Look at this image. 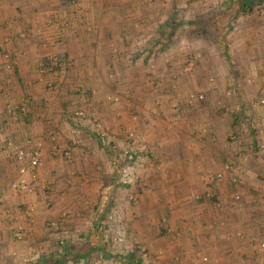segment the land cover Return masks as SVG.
Here are the masks:
<instances>
[{
  "label": "rangeland",
  "instance_id": "374dc122",
  "mask_svg": "<svg viewBox=\"0 0 264 264\" xmlns=\"http://www.w3.org/2000/svg\"><path fill=\"white\" fill-rule=\"evenodd\" d=\"M81 1L41 0L38 22L29 33L38 30L39 40L46 30L58 34L56 43L65 41L63 33L66 35L72 29L64 16L72 13L71 9ZM120 1L118 9L109 8L111 10L107 13L121 16L126 31L136 34L139 46L136 53L126 55L111 51L110 57L103 58L106 63L99 60V65H90L96 69L86 70L85 77L84 71L77 70V65H66V58L58 57V54L50 57L38 55L37 64H50L56 59L57 65L53 75L45 74L41 81H37L35 75L32 83L38 87L36 111L50 154L47 157L44 154V158L42 155L38 167V184L33 192L38 195L35 200L38 206L35 207L33 202L23 200V195L10 190L11 182L18 178L16 165L9 161L8 164L0 163V208L8 203V207H15L21 216L10 224L6 223L9 226L7 238L0 235L3 241L0 247L4 246L1 250L7 258L5 264H48L55 255L62 257L60 264H131L127 259L130 253L136 251L141 257L149 253L146 247L138 248L129 231L115 225V211H122L121 205L109 207L106 219L99 218V210L104 209L111 193L117 189V193L122 191V197L126 195L124 202L131 206L137 200L136 193L130 192L138 183L134 180L137 173L146 175L162 170L163 151L148 150L146 144L152 142L160 150L163 142L157 136L168 140L172 136L170 129L176 126L172 122L184 127L178 128L185 132L182 138L187 139L191 138L187 136L188 129L195 128L199 133L202 127L213 126L212 123L223 128L228 120L230 123L235 120L229 119L230 116H236L238 124L234 131L231 124L230 129H225L230 132L226 139L233 146L232 159L243 160L244 171L236 167L237 170L231 172L238 182L226 179L224 193L232 195L234 192L232 201L237 193L236 205L248 204L250 222L254 226L264 225V217L260 218L264 215V0H257L244 12L237 8V0ZM104 9L97 7L96 12H90L102 13ZM89 26L84 31L90 32L93 27ZM27 29L19 26L17 36L24 38ZM48 47L52 48L51 45ZM14 52L7 48L0 50V64L8 54L13 63ZM111 57L117 58V63L113 60V64H109ZM61 59L65 65L59 64ZM3 66L0 65V72L7 70ZM70 85L71 90L67 93L71 98L68 105L62 102L65 106L61 107L65 125L61 132L52 123L50 113L59 109L54 107L55 99L51 96L60 97V91L66 92ZM114 85H123V89L116 92ZM49 96L51 100H46L45 97ZM133 96L137 98L132 100ZM31 102L28 103L25 97L19 102L16 100L7 113L14 114L18 120V116L24 118L31 112L33 100ZM118 103L125 116L121 133L116 134L114 129L120 119H111L108 123L91 113L99 110L100 105L114 109ZM141 103H149L154 108L152 117L154 122L160 123H156L151 140L147 133H136L131 127L141 120L137 117L141 114ZM22 105L26 109L24 113L20 110ZM110 109L107 113H112ZM75 111H79V115ZM1 128L0 144L2 142L8 150L4 154L13 156L14 149L20 144L4 135L9 133L6 127ZM160 129L165 131L164 136ZM216 137V142L223 139V136ZM221 141L226 142L225 139ZM87 176L91 180H86ZM72 178L81 179L73 190L69 188ZM214 185L217 186L213 181L205 184L204 199L218 208L212 193ZM87 188L95 196H82ZM13 194L17 196L8 202L7 197ZM30 206L33 207L31 211ZM254 209L256 213L251 212ZM259 210L263 213L260 214ZM23 216H37L38 224L35 219L34 226L30 221L28 229L22 228ZM255 231L259 238L251 236L254 239L250 238V254L242 264H264V250L257 246L258 241L264 240V226ZM16 241L22 245H17ZM204 256L207 260L203 259ZM204 256H200L202 261L209 262V257Z\"/></svg>",
  "mask_w": 264,
  "mask_h": 264
},
{
  "label": "crops",
  "instance_id": "0c3cea01",
  "mask_svg": "<svg viewBox=\"0 0 264 264\" xmlns=\"http://www.w3.org/2000/svg\"><path fill=\"white\" fill-rule=\"evenodd\" d=\"M40 1L0 0V50L7 48V50L15 51L14 53L16 54L12 63V70L0 72V106L3 108L0 111V128L6 127L5 129L9 133L6 132L4 135L13 138L16 144L22 145L27 141L31 145L38 142L43 143L41 144V149L44 158V154L47 157L50 152L48 147H46V141L43 139L45 131H43V126L38 121L37 116L38 87L32 84L36 75L34 69L38 62V55L47 54L50 57L58 54V57L61 56L68 61V64H66L61 59L60 65H77V70H82L85 73L87 72L86 70H95L96 68L90 65H99V60L105 64L106 61H103V58L110 57L111 51L118 54H133L136 53L139 46L137 44L138 41L135 40L136 34L126 31V27H124L125 21L122 17L107 13L110 12L112 7L118 9L119 3H121L120 0H82L76 7H73L74 9H71L73 10L72 13L64 16L65 19L68 18L67 20L70 22L72 29L67 31L66 35L63 33L65 41L56 43L55 39L58 38V34L48 33L46 30L42 34L41 39L38 40V30L34 31L33 29L30 33L29 31L38 22V3ZM97 7L99 10L100 7H105V11L102 13L90 12H96ZM59 17L63 18L60 15ZM89 25L93 27L92 30L90 32L84 31L85 27L87 28ZM19 26L29 29L25 31L24 38L17 36ZM38 43L41 47H38ZM46 45L47 47L51 45L52 48H45ZM116 59L114 60L111 57L109 64H113V60L117 63L118 60ZM129 62L132 63L133 60L130 59ZM80 84L83 86V82H80ZM87 86L91 88L90 84H87ZM69 87L66 92L60 91V97L51 96L55 99L54 107L59 109L58 112L56 111L53 114L48 111L53 118V125L61 132L65 129V125L62 123L64 113H62L61 107L65 106L62 102H66V105H68L71 98L67 93L68 90H71V85ZM121 89H123V85H114L116 92ZM24 97L30 104L32 103L31 100H33V106L27 116L24 118L18 116V120L14 114L10 115L7 112L12 108L14 101L18 100L19 102ZM51 97L45 98L46 100H51ZM133 97L132 100L137 98ZM99 98L97 97V100ZM147 102H149V99H147ZM120 103L116 104L118 106L113 107L114 109L100 105L99 110L96 109L97 111L91 113L96 116L95 118H101L105 122L108 121V123H110L111 119L115 121L117 118L120 119L114 129L116 134L121 133L120 129H123L124 126L122 118L125 115ZM44 104L47 105V103ZM141 105L146 109L140 106L141 114H137V117H141V120L138 123L134 122V124H131V127L135 128L136 133H145V135L147 133V136L150 135L147 138L151 140V134L154 133L155 125L158 123L154 122L152 117V112H155V110L151 108L149 103H141ZM109 109L112 113H107ZM229 119H232V117L230 116ZM120 122H122L121 126H119ZM172 123L176 124V126L170 129L172 136L168 137V140L156 135L163 142L160 150L152 142H150V145L146 144L148 150L163 151L162 154L164 156L162 155L163 157L161 158L162 170L158 173H146V175L137 173L134 180L138 181V183L135 188H133L134 186L131 187L132 191H130L136 193L137 200L132 202L130 206L124 202L126 195L122 197V191L117 193L118 189L116 188L117 191H113L109 200L105 203L106 205L111 204L112 206L110 207H113V205L116 207L122 206V211H115V225L124 227V229L129 231L130 236H134L136 239L138 248L146 247L149 253H146L143 257L139 253L137 254L142 264H242L243 259H247L250 254V238H253L251 236H256L255 239H258L259 237H257L255 230L258 231L259 227L264 225L258 226L257 224L254 226L250 222L251 216L248 204L236 205L237 201H232L234 192H232V195H229V192L224 193V182L233 175L231 172L237 170V168L244 171L243 160L234 161L232 159L233 146L227 141L228 138L226 139L227 134L230 132H228L229 130L226 132L225 129L228 127L230 129L229 125L231 124V129L233 130L235 128L232 125L233 122L230 123L228 120L226 127L223 128L212 123L213 126L210 125L207 129L202 127L199 133L195 128L190 129V131L188 129L187 136L191 138L187 139L182 138L185 132L178 128L184 127L177 124L178 122ZM160 132L164 136L165 131L160 129ZM58 134L60 133L58 132ZM216 135L223 136L221 140L225 139L226 142L221 140L216 142ZM180 138L182 139L180 140ZM0 145L3 147L0 148V151L4 149V151L0 152V159L3 160L0 163L8 164L9 161V163L13 162L15 165L13 156L4 154L8 151L5 145L2 142ZM9 149L11 148L9 147ZM262 158L263 162L264 155H262ZM75 163L77 164V162ZM226 167H229V170H225ZM220 173L222 177L218 178L217 175ZM239 174L241 176L240 171ZM88 176L86 180H91ZM35 178L36 184H38V169L35 172ZM80 180L72 178L69 188L73 190ZM212 181L217 184V186L214 185L215 191H212V193L215 195L214 198L217 200L218 208L214 207L215 205L213 204H208L206 199H204L206 198L205 184ZM75 190L79 189L76 188ZM11 192L15 193L13 190ZM34 193L20 195L24 196L23 200L33 202L35 207L38 206L35 203L38 195ZM84 193L82 196H95L89 188ZM13 195L7 197L8 202L17 196ZM195 196L197 197L195 198ZM99 212L100 216L102 211L99 210ZM251 212L256 213L257 211L254 209ZM259 213L262 214L263 211L259 210ZM36 217L25 218L23 216L22 220L24 219L25 221H20L21 227L28 229L27 225L30 224V221H32L34 226L33 222L35 219H37L36 223L38 224V218ZM261 217H264V215H260ZM18 218H21V216L15 207H8V203L2 206L0 208V232L2 231L0 235H5V238H7L9 226L6 223L10 224ZM259 221L262 224V220ZM238 231L243 237L236 236ZM0 243L2 244L3 241L0 240ZM16 243L17 245H22L20 241H16ZM3 247H0V264H5L7 261L4 252L1 250ZM201 255L208 256L209 262H203L200 258ZM243 264L245 263L243 262Z\"/></svg>",
  "mask_w": 264,
  "mask_h": 264
},
{
  "label": "built area",
  "instance_id": "2783aa9c",
  "mask_svg": "<svg viewBox=\"0 0 264 264\" xmlns=\"http://www.w3.org/2000/svg\"><path fill=\"white\" fill-rule=\"evenodd\" d=\"M5 58L1 65H4L3 67L5 69H10L12 67V59L8 55H5ZM53 63H55V59H53V62L50 64H44V63H38L37 65V71H36V79L37 81H41L43 75L45 74H52L53 75ZM44 82L45 79L43 80ZM48 86H50L49 83H46ZM20 110L24 113L26 111L25 106L22 105ZM76 115H79V111L74 112ZM54 140V136H52V141ZM41 158H42V149H41V143L38 142L34 145H31L29 141L25 142L22 145L17 146L14 149L13 152V160L16 165V171L18 178L15 181H12L10 186L11 189L15 193L19 194H31L35 190L36 186V178H35V172L37 171L38 167L41 166ZM229 167H226L225 170H228ZM218 178H221V173L217 175ZM230 180L232 183L238 182V179L235 175L230 177ZM239 199V195L236 193L234 195V200L237 201ZM29 210H32V206L28 207ZM27 214H30L27 212ZM239 237H243V235H238ZM257 246L259 249L264 250V240L258 241ZM204 260H207V258L204 256Z\"/></svg>",
  "mask_w": 264,
  "mask_h": 264
},
{
  "label": "trees",
  "instance_id": "16d2710c",
  "mask_svg": "<svg viewBox=\"0 0 264 264\" xmlns=\"http://www.w3.org/2000/svg\"><path fill=\"white\" fill-rule=\"evenodd\" d=\"M256 1L257 0H237V8L240 10V12H244L246 9L252 8L253 7V4L256 3ZM54 67H57V65L55 63H53V68ZM235 117L236 116H233L232 117L233 119H235L233 121V124L232 125L237 126L238 122H237V119ZM234 129H233V131H234ZM109 207H110V204H107L104 207V209L102 210V213L100 215V218H105L106 219L107 214H108ZM135 252H133L132 254L130 253L129 255H127L128 261L131 264H141V261L139 260V257L136 255ZM68 253H71V252L68 251ZM61 258L62 257H60L59 255H55V256H53V257L50 258V261H49L48 264H60L61 261H62Z\"/></svg>",
  "mask_w": 264,
  "mask_h": 264
}]
</instances>
